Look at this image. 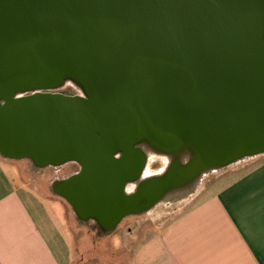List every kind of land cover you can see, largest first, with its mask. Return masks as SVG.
<instances>
[{
  "label": "water",
  "instance_id": "water-1",
  "mask_svg": "<svg viewBox=\"0 0 264 264\" xmlns=\"http://www.w3.org/2000/svg\"><path fill=\"white\" fill-rule=\"evenodd\" d=\"M141 144L163 174L140 180ZM260 154L264 0H0V157L76 163L51 188L81 221L111 231Z\"/></svg>",
  "mask_w": 264,
  "mask_h": 264
},
{
  "label": "crops",
  "instance_id": "crops-1",
  "mask_svg": "<svg viewBox=\"0 0 264 264\" xmlns=\"http://www.w3.org/2000/svg\"><path fill=\"white\" fill-rule=\"evenodd\" d=\"M17 161L0 159V264L87 262L92 245L85 246L84 256L78 252L64 224L66 207L58 199L62 226L70 236L54 248L44 231L53 223L40 210L43 201L52 199L28 187ZM210 182L169 221L150 222L151 228L140 230L130 264H264V158Z\"/></svg>",
  "mask_w": 264,
  "mask_h": 264
},
{
  "label": "rangeland",
  "instance_id": "rangeland-1",
  "mask_svg": "<svg viewBox=\"0 0 264 264\" xmlns=\"http://www.w3.org/2000/svg\"><path fill=\"white\" fill-rule=\"evenodd\" d=\"M56 91L65 94L81 93L71 84H65V86ZM257 158H264V154L242 160L236 164L205 175L192 192L183 194L174 199L163 200L145 213L127 216L122 219L117 229L110 233H101L97 228L95 229L94 225L91 223L78 219L68 202L52 191L51 182L53 179L56 177L60 179L65 178L78 171L79 167L76 163L69 162L61 166H48L45 168H35L28 160H19V162L17 161L15 163L19 167L21 179L28 184V187L35 191H40L44 193L45 197L52 199L43 201L42 205H40V210L43 211L46 221H51L53 223L51 229H47L48 226H45L44 231L54 248L59 249L58 242L66 244L70 236L62 226V209L60 206L56 205L58 201L54 200L58 199L62 201V204L64 203L62 206L65 205L66 207L64 224L66 223V226L72 232L78 252L80 254L83 253L81 255L84 256L85 246L92 245V247L89 246L87 262H84L82 258L77 264H130L134 239L139 235L140 230L145 231L149 229V227L151 228L152 224L150 222L163 223L169 221L187 204L190 197L195 195L197 190L204 185L211 184L210 181L215 176ZM0 159L2 158L0 157ZM7 160L14 161L10 159H6V161ZM166 163L167 160L165 157L154 156L153 159L147 163L146 171L148 174L156 173L162 170ZM132 188L133 187L130 185L127 190L131 192ZM19 189L23 190V188ZM52 233H54V236H52Z\"/></svg>",
  "mask_w": 264,
  "mask_h": 264
},
{
  "label": "bare ground",
  "instance_id": "bare-ground-1",
  "mask_svg": "<svg viewBox=\"0 0 264 264\" xmlns=\"http://www.w3.org/2000/svg\"><path fill=\"white\" fill-rule=\"evenodd\" d=\"M140 147H142V149L143 150H145V152H146V155H147V163L150 161V160H152L153 159V157H154V153H152L151 152V150L149 149V148H146L144 145H140ZM166 159V158H165ZM167 167L172 163V157H167ZM147 165V164H146ZM167 167H164L162 170H160V171H158V172H156V173H154L153 175H161V174H163L164 172H165V170H166V168ZM150 176H152V174H148V172L146 171V167L144 168V170H143V172L141 173V176H140V180H143V179H146L147 177H150ZM137 182L138 183H140L139 181H136L135 183H134V188H136L137 187Z\"/></svg>",
  "mask_w": 264,
  "mask_h": 264
},
{
  "label": "flooded vegetation",
  "instance_id": "flooded-vegetation-1",
  "mask_svg": "<svg viewBox=\"0 0 264 264\" xmlns=\"http://www.w3.org/2000/svg\"><path fill=\"white\" fill-rule=\"evenodd\" d=\"M60 178H58V177H56V178H54L53 179V181L51 182V186H52V184H53V182H55V181H57V180H59ZM124 219V218H123ZM121 221L122 220H120L119 222H117L116 224H115V226L111 229V231H108V227H105V226H101V227H98V226H96V224H95V221L93 220V219H89V220H87V222H89V223H91L92 225H94V228L96 229H98L101 233H110V232H113V231H115L116 229H117V227L119 226V224L121 223Z\"/></svg>",
  "mask_w": 264,
  "mask_h": 264
}]
</instances>
